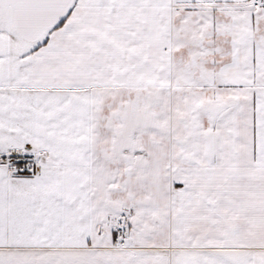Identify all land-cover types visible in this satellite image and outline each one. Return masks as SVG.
<instances>
[{"label":"snow or ice","instance_id":"snow-or-ice-1","mask_svg":"<svg viewBox=\"0 0 264 264\" xmlns=\"http://www.w3.org/2000/svg\"><path fill=\"white\" fill-rule=\"evenodd\" d=\"M0 264H264V0H0Z\"/></svg>","mask_w":264,"mask_h":264}]
</instances>
